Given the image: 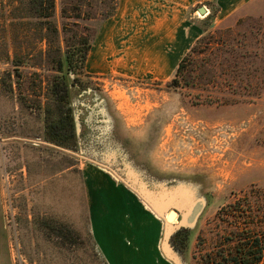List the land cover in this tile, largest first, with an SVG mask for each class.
Masks as SVG:
<instances>
[{
  "label": "rangeland",
  "instance_id": "374dc122",
  "mask_svg": "<svg viewBox=\"0 0 264 264\" xmlns=\"http://www.w3.org/2000/svg\"><path fill=\"white\" fill-rule=\"evenodd\" d=\"M143 3L139 15L126 2L127 15L120 7L107 22H91L116 27L119 54L108 59L116 58L114 71L93 72L87 62L72 68L70 81L80 79L70 86L74 149L46 135L57 70L40 55L56 51L53 33L42 40L37 26L5 27L0 18V264H151L155 254L167 259L164 221L190 232L185 248L174 247L181 264H219L246 237L264 243V0L227 13L217 0ZM62 6L56 0L60 30ZM206 28L221 29V44L201 55L217 62L218 85L170 87L174 66ZM60 43L66 48L62 31ZM162 54L171 77L143 75L139 61ZM231 62L246 69L233 72ZM231 93L241 102H217ZM128 182L154 195L185 188L204 205L188 224L181 213L159 219ZM144 217L157 222L142 227ZM154 235L152 253L142 247Z\"/></svg>",
  "mask_w": 264,
  "mask_h": 264
},
{
  "label": "trees",
  "instance_id": "16d2710c",
  "mask_svg": "<svg viewBox=\"0 0 264 264\" xmlns=\"http://www.w3.org/2000/svg\"><path fill=\"white\" fill-rule=\"evenodd\" d=\"M119 3L120 0H63L64 22L60 30L54 21L56 0H0V18L3 17L1 23L5 27L10 20L12 27L17 29H31L32 25L37 26L42 34V40H48L51 33L54 35L56 51L53 54L50 50L42 51L40 57L42 61L54 62L57 70V74L49 82V103L45 107V123L47 137L58 144L68 145L71 140L77 142L75 117L70 103V86L78 83L80 79L74 77L70 81L71 71L72 68L77 72L85 69L100 25L96 27L91 25V22L100 21L101 23L115 16ZM217 13L218 9L210 12L207 16L208 21H213ZM83 20L86 23H82ZM260 22L262 23V20ZM61 31L65 35L66 48L64 49L60 43ZM220 31L221 29H216L213 32L208 28L204 30L180 60L176 74L169 83L170 87L208 90L211 84L218 85L217 62L215 59H206L201 55L208 51L211 54L214 47L221 44L220 41H216L214 35V33H221ZM8 58L16 63L19 55L14 57L9 55ZM229 65L233 72L235 70L241 72L242 66L238 62L235 64L231 62ZM221 67L224 68V64ZM251 84L247 83V86ZM233 94L236 93L233 92ZM234 98L236 97L233 95L223 100L214 99V101L217 100L223 104H235L240 101ZM189 236L188 229L180 228L172 236V244L175 243L173 246L179 249L185 248ZM246 239L244 241L240 239L231 251L222 253L219 264H259L264 256V243L259 237L250 236Z\"/></svg>",
  "mask_w": 264,
  "mask_h": 264
},
{
  "label": "crops",
  "instance_id": "0c3cea01",
  "mask_svg": "<svg viewBox=\"0 0 264 264\" xmlns=\"http://www.w3.org/2000/svg\"><path fill=\"white\" fill-rule=\"evenodd\" d=\"M145 1L146 0H120L119 9L121 7V10L123 9L122 11H124L125 14L126 13L128 14L129 10L128 11L124 10L126 6L123 7V5L126 4V2L127 3L129 2V4L131 5V10L133 14H135L136 12L139 15L140 10L144 8V6L147 8L145 3H143ZM251 1L253 0H217V2L221 5V9L219 10V13L221 12L227 13L230 9H232L233 11H236L239 8L240 9L248 8L249 4H251ZM110 19L111 18L107 19L105 22H107ZM102 26L100 27L97 33V39L95 40V43H93V46L90 50L91 52L89 53V57L87 59V63L93 72H105L108 70V68L114 71L117 68L115 64L113 66V63L116 62V58H113L110 61L108 60L109 57H116V55L119 54L116 48V44H115V36L117 35L116 27L110 24L108 25L106 24L103 28ZM162 50H163V46L162 44H160L159 51L163 53ZM163 55L164 54H162V56ZM162 56L161 58H158V60H153V61L148 60L147 61L146 59L145 60L143 59V61H139L138 65H140V67L145 66L143 75H149V74L153 76L157 75L160 79H164V80L167 78H170L172 75V64L171 62L167 61L166 56H163V57ZM181 59H179L177 64L174 66L175 74H176V70L178 68V65ZM111 61L113 62L112 64H111ZM117 190H118L117 192L121 194V192L119 191L120 189H117ZM122 193H124V191H122ZM128 203L129 202H127V204ZM127 204L125 203V205ZM126 209H128V207H124L123 210L126 211ZM143 219L144 220H140L142 227L144 225H148V224H145L144 222L149 223V221H151L152 224L153 223L156 224L157 222L154 219H149L147 217H144ZM100 232H101L100 234L104 236L102 229L100 230ZM150 241L153 243H150ZM124 242L125 243L122 245V247L124 249H127L129 243H127L125 240ZM154 242H155V235L150 239L145 237V245L142 248H144L145 250H151L152 253H154V251L157 250L156 247L154 246ZM158 250H160V247H158ZM154 256H153L151 264H171L170 261H167V259L163 256V254L160 256L155 254ZM116 264H123V263L116 262Z\"/></svg>",
  "mask_w": 264,
  "mask_h": 264
},
{
  "label": "water",
  "instance_id": "95a60500",
  "mask_svg": "<svg viewBox=\"0 0 264 264\" xmlns=\"http://www.w3.org/2000/svg\"><path fill=\"white\" fill-rule=\"evenodd\" d=\"M199 11L203 14L207 13L205 6L199 7ZM129 183V182H128ZM130 184V183H129ZM133 189L134 192L138 193L142 198V202L145 203L146 207L150 209L157 218L164 219L165 213L167 212L174 215H182V224H188L192 220L196 219L200 213L204 202L203 200L193 201L191 192L185 188L175 189H163L158 192V195H154L157 192L149 188H135L132 184L128 185ZM181 211V212H178ZM182 226H175L174 223L164 221V242L162 245L163 253L172 264H181L177 256V250L171 243V238L175 231ZM177 227V228H176Z\"/></svg>",
  "mask_w": 264,
  "mask_h": 264
},
{
  "label": "flooded vegetation",
  "instance_id": "af4514ba",
  "mask_svg": "<svg viewBox=\"0 0 264 264\" xmlns=\"http://www.w3.org/2000/svg\"><path fill=\"white\" fill-rule=\"evenodd\" d=\"M184 132H186V130L184 131ZM179 134V133H178ZM195 140V139H194ZM68 147L69 148H75V141L74 140H71V141H69V144H68ZM173 244H175V243H173ZM176 246V245H175ZM178 249V248H177Z\"/></svg>",
  "mask_w": 264,
  "mask_h": 264
},
{
  "label": "bare ground",
  "instance_id": "6f19581e",
  "mask_svg": "<svg viewBox=\"0 0 264 264\" xmlns=\"http://www.w3.org/2000/svg\"><path fill=\"white\" fill-rule=\"evenodd\" d=\"M169 217H171V219H173V218H172V217H173L172 215H169ZM174 219H175V218H174Z\"/></svg>",
  "mask_w": 264,
  "mask_h": 264
}]
</instances>
